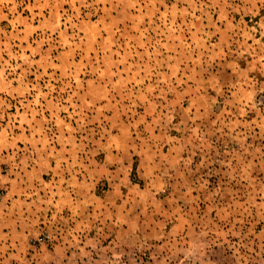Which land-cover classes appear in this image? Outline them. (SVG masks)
I'll return each instance as SVG.
<instances>
[{
  "label": "rangeland",
  "instance_id": "1",
  "mask_svg": "<svg viewBox=\"0 0 264 264\" xmlns=\"http://www.w3.org/2000/svg\"><path fill=\"white\" fill-rule=\"evenodd\" d=\"M0 264H264V0H0Z\"/></svg>",
  "mask_w": 264,
  "mask_h": 264
}]
</instances>
